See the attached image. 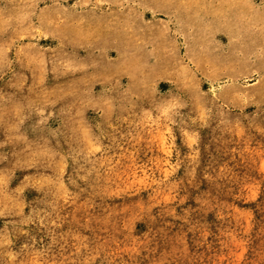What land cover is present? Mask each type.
<instances>
[{
  "label": "rangeland",
  "instance_id": "rangeland-1",
  "mask_svg": "<svg viewBox=\"0 0 264 264\" xmlns=\"http://www.w3.org/2000/svg\"><path fill=\"white\" fill-rule=\"evenodd\" d=\"M0 264H264V0H0Z\"/></svg>",
  "mask_w": 264,
  "mask_h": 264
}]
</instances>
